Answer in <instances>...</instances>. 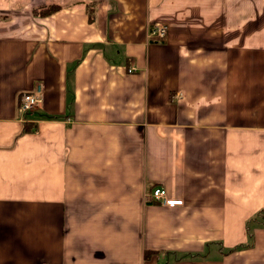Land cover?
I'll list each match as a JSON object with an SVG mask.
<instances>
[{
  "label": "crops",
  "instance_id": "0c3cea01",
  "mask_svg": "<svg viewBox=\"0 0 264 264\" xmlns=\"http://www.w3.org/2000/svg\"><path fill=\"white\" fill-rule=\"evenodd\" d=\"M0 264H264V0H0Z\"/></svg>",
  "mask_w": 264,
  "mask_h": 264
},
{
  "label": "built area",
  "instance_id": "2783aa9c",
  "mask_svg": "<svg viewBox=\"0 0 264 264\" xmlns=\"http://www.w3.org/2000/svg\"><path fill=\"white\" fill-rule=\"evenodd\" d=\"M168 32V27L165 24H155L152 26L149 35L156 40H161L166 37ZM41 102V89L36 88L33 92L25 93L21 97L20 110L25 113L37 107ZM149 198L151 201L160 203L162 205H182L183 200L174 199L167 196V193L162 187H154Z\"/></svg>",
  "mask_w": 264,
  "mask_h": 264
},
{
  "label": "trees",
  "instance_id": "16d2710c",
  "mask_svg": "<svg viewBox=\"0 0 264 264\" xmlns=\"http://www.w3.org/2000/svg\"><path fill=\"white\" fill-rule=\"evenodd\" d=\"M60 7L57 6V5H51V6H48V7H45V8H42L40 10V14L41 15H49L53 12H55L56 10H58ZM32 129H33V125L32 124H28V123H25L24 126H23V132L25 133H29V132H32ZM145 257H148L152 254V252L150 251H145Z\"/></svg>",
  "mask_w": 264,
  "mask_h": 264
}]
</instances>
